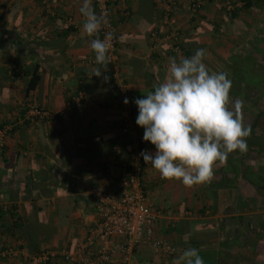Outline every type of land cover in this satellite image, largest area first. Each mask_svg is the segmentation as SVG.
Instances as JSON below:
<instances>
[{
	"label": "crops",
	"instance_id": "1",
	"mask_svg": "<svg viewBox=\"0 0 264 264\" xmlns=\"http://www.w3.org/2000/svg\"><path fill=\"white\" fill-rule=\"evenodd\" d=\"M189 1L175 0L170 27L154 0L109 4L123 79L134 100L143 98L165 80L169 57L179 61L204 49L209 71L227 72L232 81L229 108L235 99L244 101L248 150L229 154L225 165H215L210 184L191 188L161 179L140 155L146 204L158 215L154 235L178 253L156 261L143 243L130 260L174 264L191 247L204 264H264V0H228L236 5L231 15L219 8L226 0H210L194 15ZM81 4L0 0V130H8L0 141V251L19 252L0 264H39L46 251L54 255L47 264H68L61 252L77 249L98 221L95 198L119 197L132 140L141 141L140 153H155L135 122V103L136 132L127 136L119 114L107 108L111 77L108 66L92 76L97 65ZM170 42L181 52L166 53ZM34 73L39 82L30 88ZM80 92L89 102L77 99ZM29 103L48 112L72 109L32 124L25 121ZM110 264H121L120 255Z\"/></svg>",
	"mask_w": 264,
	"mask_h": 264
},
{
	"label": "clouds",
	"instance_id": "2",
	"mask_svg": "<svg viewBox=\"0 0 264 264\" xmlns=\"http://www.w3.org/2000/svg\"><path fill=\"white\" fill-rule=\"evenodd\" d=\"M79 13L85 36L92 38L90 49L97 65L92 76L100 77L107 71V53L114 38L110 31L99 38L109 23L108 13L104 10L98 14L93 0H82ZM204 58L202 48L179 61L169 57L165 80L134 100L138 109L135 122L144 129L143 140L155 147L154 154L141 151L145 164H150L161 179L181 181L188 188L210 184L217 162L223 166L229 154L237 150L246 153L251 133V126L243 121L244 101L235 99L229 108L232 81L228 73L210 72ZM103 79L107 81L108 77ZM124 103H128L127 98ZM181 261L204 264L199 250L191 247L174 264Z\"/></svg>",
	"mask_w": 264,
	"mask_h": 264
},
{
	"label": "built area",
	"instance_id": "3",
	"mask_svg": "<svg viewBox=\"0 0 264 264\" xmlns=\"http://www.w3.org/2000/svg\"><path fill=\"white\" fill-rule=\"evenodd\" d=\"M125 2L128 0H93L95 10L99 14L106 10L112 2ZM155 3L162 6L164 11L163 25H169V13L175 0H154ZM210 0H190L187 4V11L190 14H198L202 11L204 5ZM226 14L231 15L236 5L231 1H224L219 5ZM109 23L105 25L99 38L103 39L106 32L114 34V28L108 15ZM156 35V32L153 33ZM175 35V34H172ZM171 36H167V40H171ZM181 47L170 42L166 53L178 54ZM110 73V94L112 101L108 105V109L119 114L121 119L120 133L124 136L132 135L136 132L134 119L131 110L134 105V98L130 93L128 85L123 79L119 66L118 48L115 35L112 41V47L107 53ZM83 102H89L80 92L77 96ZM127 98L128 103L124 100ZM72 109L70 104L57 112H48L40 109L33 103L27 105L25 121L34 124L42 121H54L63 118L67 112ZM8 132L7 129L0 130V141ZM141 141L135 137L132 140L128 151V159L124 164L125 177L121 180V192L119 197H113L109 194L102 193L95 198L94 207L96 209L97 223L86 230V236L73 251H63L60 254L62 260L68 264H110L113 259L120 255L121 264H135L130 260L133 251L141 244L146 243L154 252L155 260L159 259L160 254L166 256H176L177 248L162 238L154 235V225L158 215L149 205L146 204V195L142 182V160L140 158ZM115 156L120 155L119 150H115ZM19 252L13 248H7L0 251V259L10 258ZM54 257L50 252H43L37 257L39 264H47Z\"/></svg>",
	"mask_w": 264,
	"mask_h": 264
},
{
	"label": "trees",
	"instance_id": "4",
	"mask_svg": "<svg viewBox=\"0 0 264 264\" xmlns=\"http://www.w3.org/2000/svg\"><path fill=\"white\" fill-rule=\"evenodd\" d=\"M38 82H39V76L34 73L33 76H32V78H31V80H30L29 87L30 88L31 87L33 88ZM130 93L133 96L131 90H130ZM133 98H134V96H133Z\"/></svg>",
	"mask_w": 264,
	"mask_h": 264
}]
</instances>
